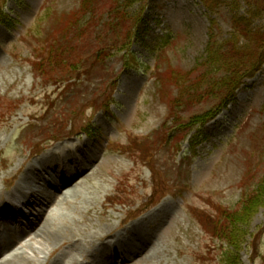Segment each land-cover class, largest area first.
Returning a JSON list of instances; mask_svg holds the SVG:
<instances>
[{
  "label": "rangeland",
  "instance_id": "obj_1",
  "mask_svg": "<svg viewBox=\"0 0 264 264\" xmlns=\"http://www.w3.org/2000/svg\"><path fill=\"white\" fill-rule=\"evenodd\" d=\"M263 5L0 0L11 19L0 24V202L17 187L30 203L51 201L28 206L35 216L46 209L28 245L24 239L10 247L19 235L3 229L23 228L22 216L18 224L2 222L0 250L8 245L5 252L22 257L20 264H112L118 248L121 264H264ZM115 39L103 48L102 40ZM46 46L67 49L76 78L69 86L47 80L60 70L46 65ZM253 62L262 64L242 76ZM233 71L241 83L228 106L197 124L224 102ZM108 97L109 109L96 110ZM50 101L58 107L44 112ZM88 124L93 135L64 139ZM47 137L63 139L49 144L51 156L45 150L31 159ZM111 143L125 153L110 151ZM75 157L83 164L72 165ZM80 165L87 170L81 181L53 199L50 185ZM129 214L137 218L123 223ZM129 235L143 242L144 253L126 248ZM102 239L118 240L116 251H101Z\"/></svg>",
  "mask_w": 264,
  "mask_h": 264
},
{
  "label": "bare ground",
  "instance_id": "obj_2",
  "mask_svg": "<svg viewBox=\"0 0 264 264\" xmlns=\"http://www.w3.org/2000/svg\"><path fill=\"white\" fill-rule=\"evenodd\" d=\"M81 153H83V152H81ZM48 159H49V157H47ZM52 159H50V161H51ZM69 161L72 163V165H74L75 166V164H83V162H81V160L79 159V158H70L69 159ZM81 166V165H80ZM82 167V169H79V170H77V171H68V173H66L65 174V176H64V180L62 181V183L60 184V186H56V185H51L50 186V188H51V192H52V194H53V199H55L56 197H58L61 193H62V190L63 189H65L66 187H69V186H73V185H76L77 183H79L80 181H81V179L84 177V174H85V172H87V170H85V168L83 167V166H81ZM40 175H42V173L40 172ZM92 175V174H91ZM80 180V181H79ZM79 181V182H78ZM75 187V186H74ZM18 188V195L19 196H22V197H25L26 196V194H23V192H22V190L20 189L21 187H17ZM50 190V189H49ZM33 197V196H32ZM50 199L49 200H47V202L46 203H43V202H41V201H37V199H33L32 200V202L29 204V206H32V207H34L35 205H38L39 207H40V205H42V206H45L46 208L50 205ZM2 207H4V209H5V211H6V213L5 214H2V213H0V220H2V219H4L5 217H10V218H12V216H11V210L10 209H7L6 207H7V202H5L4 203V205L2 206ZM157 210V209H156ZM156 210H154V211H156ZM9 211V212H8ZM46 211V209L45 210H43V212H42V214H38V215H33L32 217L31 216H28L27 218H26V229H22V231H20V233H19V235H20V237L21 238H23V236L25 235V233L26 232H29V231H32V233H33V237L31 236L30 237V239H28V241L29 242H31V240H33L34 238H35V235L38 233V231H39V229H38V226H39V224H41V222L43 221V218H42V216H44V212ZM153 212V211H152ZM152 212H150V213H152ZM150 213H148V214H150ZM16 214H18V212L16 211V213H15V217L17 216ZM147 214V215H148ZM145 217V216H144ZM6 219H9V218H6ZM131 231V230H130ZM9 233H11L12 234V232H10L9 231ZM43 233V232H42ZM39 234V233H38ZM42 235H46V233H44V234H42ZM51 236V235H50ZM49 236V237H50ZM48 237V238H49ZM102 237V236H101ZM46 238V237H45ZM146 239V237H144V239L143 240H145ZM149 239V238H148ZM19 241H20V239L19 240H17V241H15L12 245H11V247H14V246H16L18 243H19ZM103 243V239H102V242H100V250L101 251H104V250H108L109 251V255L110 254H112V253H114L115 251H116V244L118 243V240L115 242V246H113V245H111V244H108V243H103V245H101ZM126 248L129 250V251H131L133 254H134V256H137V255H141L140 253L142 252V253H144L146 250L144 249V247L145 246H143V242L142 241H139V242H135V239L134 238H132V236H130L129 235V238L127 239V243H126ZM4 249H6V247L4 248ZM142 250V251H141ZM104 253V252H103ZM3 253H0V257H1V255H2ZM12 253H8V255H7V257H6V259L5 258H3V259H0V262H2V261H5V260H7V259H10L12 256H13V258H12V260L10 259V261H11V263L10 264H20V259L22 258V257H14L16 254H13V255H11ZM125 254V253H124ZM124 254H123V256H124ZM107 253H104L103 254V257H106L107 258ZM26 258V257H25ZM27 259V258H26ZM127 259H123V260H121V261H126ZM10 261H8V262H10ZM25 262L26 261H28V259L27 260H24ZM128 261V260H127ZM7 262V263H8ZM7 263H5L4 262V264H7ZM72 263H75V264H78V262L75 260V261H73Z\"/></svg>",
  "mask_w": 264,
  "mask_h": 264
},
{
  "label": "trees",
  "instance_id": "obj_3",
  "mask_svg": "<svg viewBox=\"0 0 264 264\" xmlns=\"http://www.w3.org/2000/svg\"><path fill=\"white\" fill-rule=\"evenodd\" d=\"M88 0H86V2H87ZM85 2V1H84ZM84 2H82V4L84 5ZM263 10H264V5H263ZM87 12V11H86ZM86 15V14H85ZM84 15V16H85ZM78 20V19H77ZM76 20V21H77ZM0 21H2V22H4V23H6V18H5V16H3L2 14H0ZM82 30V29H81ZM84 31L81 33V38H83L84 36H87L88 34H87V27L85 28V29H83ZM49 39V38H48ZM102 41H104V43L102 44L103 45V48H106L107 50L110 48L111 49V46H114V45H116V44H118L117 43V41H116V39L115 40H112V42L113 43H108V42H111V41H105V40H102ZM44 43L45 44H47V45H51L53 42H52V40L50 39L49 40V42L47 41V39H45L44 40ZM73 43H75V42H73ZM116 43V44H115ZM76 44H79V41L76 43ZM75 47V45L72 47V48H74ZM73 50V49H72ZM41 53H43L44 54V56H43V59L46 61V65L47 66H49V68H56V69H58V70H60L59 71V76H51L50 77V79L48 78L47 80H53V83H52V85H57V86H59V85H61V83H65V85H63V88H65V87H67V86H69V82H71V81H69L70 79H72V78H75V77H72V76H70L71 75V73L75 70L74 69V67H73V65H75V63L74 62H72V61H70V62H68V60H67V58L65 57V53H68V51H67V49H60L59 47H52V46H49V47H47L46 46V48H44L42 51H41ZM42 58V57H41ZM43 63V62H42ZM235 63L237 64V65H239L240 63H239V61H235ZM242 64H243V62H241ZM256 62H253V64H252V67H248L250 70H248V71H246V72H244V74L242 75V76H250V75H252V74H254V72H256L259 68H260V66H261V62H259L258 64H255ZM228 72L229 73H231L232 71H231V69L229 68L228 69ZM233 75H232V77L229 79V86H228V88L227 89H229L230 88V90H229V92H228V95H227V97L225 98V100H224V102H222L220 105H219V107L217 108V110H213L212 112H214V114H212V112H208V114H206L208 117L205 119V120H202V121H200V123H204V122H206L208 119H210V118H212L214 115H215V113L218 111V110H220V108H222L223 106H225L228 102H229V100H230V97L232 96V92H233V90L235 89V88H237V86L241 83V81H240V79H241V77H240V73L238 74V73H236V72H234L233 71V73H232ZM58 77H60V78H58ZM57 78V79H56ZM41 79L43 80V78L41 77ZM76 79V78H75ZM72 86V85H71ZM212 114V115H211ZM260 193H262V191L260 190L259 191V194ZM244 215V214H243ZM242 217H244V216H238V217H234V218H231L230 217V219H231V221H230V219H228V222L231 224L233 221H235V220H239L240 218H242ZM242 236H243V234L242 233H237L236 234V237H238L239 239H241L242 238ZM227 262V261H226ZM228 263V262H227ZM229 264H231V263H229Z\"/></svg>",
  "mask_w": 264,
  "mask_h": 264
}]
</instances>
